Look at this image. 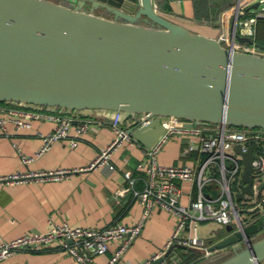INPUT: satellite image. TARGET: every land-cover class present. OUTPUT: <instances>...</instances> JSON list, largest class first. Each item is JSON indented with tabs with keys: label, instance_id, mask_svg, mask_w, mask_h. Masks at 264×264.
<instances>
[{
	"label": "water",
	"instance_id": "water-1",
	"mask_svg": "<svg viewBox=\"0 0 264 264\" xmlns=\"http://www.w3.org/2000/svg\"><path fill=\"white\" fill-rule=\"evenodd\" d=\"M100 5L106 14L95 11ZM260 6L256 0L245 11ZM242 15L225 43L161 12L154 0H0V102L150 112L153 119L127 128L147 148L165 131L161 116L264 128V55L233 45L254 42L237 31ZM253 158L251 146L238 198L252 192ZM232 230L228 224L208 240L210 251L235 248L215 264H264V236L251 238L263 233L264 215ZM203 253L173 243L147 264H191Z\"/></svg>",
	"mask_w": 264,
	"mask_h": 264
},
{
	"label": "built area",
	"instance_id": "built-area-1",
	"mask_svg": "<svg viewBox=\"0 0 264 264\" xmlns=\"http://www.w3.org/2000/svg\"><path fill=\"white\" fill-rule=\"evenodd\" d=\"M254 1L256 0H237L233 7L235 15L243 13L237 20V29H248L249 36L255 35L254 24L257 18L264 16V7L253 10L254 14H246L245 6ZM262 2L264 0H261ZM155 6L157 7L156 3ZM233 45L243 51L264 55V48L254 43L236 41ZM154 117L150 112H143L134 125L145 124ZM32 119H50L56 124L52 131L43 134L42 145L35 155L26 154L15 143L24 163L42 155L59 139L68 138L70 145L76 146L78 137L92 124L89 119L78 120L71 114L5 106L0 103L2 131H6L7 120H13L18 127H22L30 126ZM161 119L165 131L151 148H146L143 158L137 165L141 171L140 176H136L132 170H125L124 174L129 184L118 188L112 196L120 200L127 192H132L140 200L143 212L137 222H117L105 227L73 225L68 221L53 222L44 231L26 232L12 239L0 236V261L19 249L40 250L55 244L67 250L82 264H100L96 256L105 253L111 243L117 242V248L106 263L116 264L157 208L165 209L176 217L174 231L164 249L173 243H181L186 246H197L209 253L211 251L205 244L208 243V239L201 233L203 223L213 222L222 227L231 224L232 233L264 215V128L214 122L187 125L184 119L176 116H161ZM73 124H76V133L74 137H70ZM111 126L115 132L113 139L102 146L95 159L86 166L28 172L18 170L0 176V181H25L32 177L62 178L73 171L100 165L113 170L115 165L110 162L112 152L123 144L140 142L124 125L121 110H115ZM172 136L187 138L188 143L182 149V154L188 158L187 161L176 164H165L160 161L159 152ZM237 145L241 146V151L237 150ZM251 146L254 149L252 162L256 167L251 184L252 192H244V196L238 198V194L243 191L244 183L243 152H247ZM138 179L142 181V187L135 185ZM184 181H189L192 185V189L187 192L186 202L182 200ZM164 249L156 251L149 259L138 264H147L160 256Z\"/></svg>",
	"mask_w": 264,
	"mask_h": 264
},
{
	"label": "crops",
	"instance_id": "crops-1",
	"mask_svg": "<svg viewBox=\"0 0 264 264\" xmlns=\"http://www.w3.org/2000/svg\"><path fill=\"white\" fill-rule=\"evenodd\" d=\"M236 1L234 0L232 7L222 12L217 24L197 19L194 15L192 0H170L169 10L160 7L157 0H154V3L161 12L195 31L217 37L224 36V40L232 41L235 16L233 7ZM95 11L106 14L101 5ZM237 31L249 36L246 28H238ZM4 105L71 114L78 120L89 119L92 124L78 137L76 146H71L68 138L59 139L42 155L31 162L24 163L15 143L26 154L35 155L42 145L43 134L52 131L56 123L50 119H32L30 126L18 127L13 120H7L6 131H2L0 126V176L18 170L28 172L86 166L95 159L101 147L107 145L115 135L111 126L115 111L111 109L68 111L56 107L14 102H7ZM141 115L142 113H124V125L127 128L134 125ZM75 133L76 124H73L70 137H74ZM187 143L186 137L179 136L168 141L159 152L160 161L165 164L187 161L188 158L182 154V149ZM146 148L142 143L121 145L112 152L110 157V162L115 165L113 170L100 165L91 169L73 171L62 178L32 177L25 181H0V236L12 239L26 232L44 231L53 222L68 221L73 225L98 227L117 222H137L143 212V204L140 200L132 192H127L121 196L120 200L112 196L118 188L129 184L124 174L125 170H132L136 176H140L141 171L138 170L137 165L143 158ZM135 185L142 187L143 183L138 179ZM182 186L184 190L182 200L186 202L187 192L192 189V185L189 181H184ZM175 224V215L165 209L157 208L116 264H138L151 257L165 246L174 231ZM201 231L209 240L225 233L226 227L206 222L201 225ZM117 246V242L111 243L105 253L96 256L100 264H106L109 261ZM224 250L226 248L213 250L206 257L202 255L191 264H207ZM0 264L82 263L64 248L53 244L40 250L19 249L8 258L1 260Z\"/></svg>",
	"mask_w": 264,
	"mask_h": 264
},
{
	"label": "trees",
	"instance_id": "trees-1",
	"mask_svg": "<svg viewBox=\"0 0 264 264\" xmlns=\"http://www.w3.org/2000/svg\"><path fill=\"white\" fill-rule=\"evenodd\" d=\"M170 0H158L160 7L165 9L170 8ZM194 5V15L199 20H206L213 23L220 21L222 12L227 8L234 5V0H192ZM253 10L246 12L247 15L254 14ZM256 32L253 36L254 44L264 48V16H259L256 21ZM247 42V41H246ZM250 43V42H247ZM1 104H7V102H0Z\"/></svg>",
	"mask_w": 264,
	"mask_h": 264
},
{
	"label": "rangeland",
	"instance_id": "rangeland-1",
	"mask_svg": "<svg viewBox=\"0 0 264 264\" xmlns=\"http://www.w3.org/2000/svg\"><path fill=\"white\" fill-rule=\"evenodd\" d=\"M157 1H158V0H157ZM262 7H264V2L261 3V7H260V8H262ZM162 8H163V7H162ZM164 9H165V8H164ZM228 41H229L228 39H225V40H224L225 43H228ZM176 138H177V136H172V137L170 138L169 141H172V140H174V139H176ZM211 223H212V222H211ZM201 233H202V231H201ZM203 234H204V233H203ZM203 234H202V235H203ZM262 236H264V232L261 233L260 235L256 236L255 239H258L259 237H262ZM205 244L208 246L209 243H205ZM192 247H194V249L197 250V251H201V249H200L199 247H197V246H192ZM229 247H232V246H229ZM229 247H228V248H229ZM232 253H233V252H232ZM232 253H230V254H232ZM209 254H210V252L207 253V252L204 251L203 256L206 257V256L209 255ZM230 254H229V255H230ZM201 256H202V255H201ZM226 257H228V255H227ZM226 257H224V258H226ZM224 258H223V259H224ZM223 259H222V260H223ZM220 261H221V260H220ZM218 262H219V261H218ZM215 263H216V262H213L212 264H215Z\"/></svg>",
	"mask_w": 264,
	"mask_h": 264
},
{
	"label": "flooded vegetation",
	"instance_id": "flooded-vegetation-1",
	"mask_svg": "<svg viewBox=\"0 0 264 264\" xmlns=\"http://www.w3.org/2000/svg\"><path fill=\"white\" fill-rule=\"evenodd\" d=\"M264 232V231H263ZM256 236H251V238L254 240ZM235 248L234 247H227L226 250L222 251L217 257H215L213 260H211V262L207 263V264H212L213 262H218L220 260H222L224 257H226L227 255H229L230 253L234 252Z\"/></svg>",
	"mask_w": 264,
	"mask_h": 264
}]
</instances>
